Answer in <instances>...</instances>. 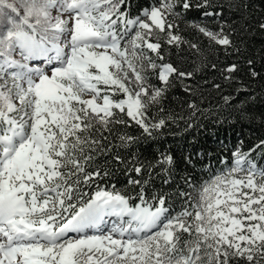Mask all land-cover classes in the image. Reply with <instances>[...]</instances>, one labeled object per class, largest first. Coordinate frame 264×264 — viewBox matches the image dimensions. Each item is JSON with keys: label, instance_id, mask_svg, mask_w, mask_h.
I'll return each instance as SVG.
<instances>
[{"label": "snow or ice", "instance_id": "obj_1", "mask_svg": "<svg viewBox=\"0 0 264 264\" xmlns=\"http://www.w3.org/2000/svg\"><path fill=\"white\" fill-rule=\"evenodd\" d=\"M201 117L264 128V0H0V264H264V137L155 148Z\"/></svg>", "mask_w": 264, "mask_h": 264}, {"label": "trees", "instance_id": "obj_2", "mask_svg": "<svg viewBox=\"0 0 264 264\" xmlns=\"http://www.w3.org/2000/svg\"><path fill=\"white\" fill-rule=\"evenodd\" d=\"M217 103V99L209 97L204 101L203 106L210 107ZM233 123H235V128L231 124L221 126L210 118L201 117L193 121L192 128H187L185 123L180 121L165 130L155 148L168 149L175 156L178 162L175 177L177 186L186 187L180 179L181 176L187 174L184 171L186 167L184 164L185 156H192L194 162L192 175L197 176L202 181L208 178L212 170L221 167L218 163L219 159L228 154L226 149L221 148V145H227V148L230 149L238 140H243L244 147L247 149L257 142L258 138L264 137V128L257 127L254 130L248 127L245 122L236 123L235 118H233ZM119 181L122 183L123 177H119ZM113 182H116L115 179ZM120 183H118V187ZM159 183L157 181V185Z\"/></svg>", "mask_w": 264, "mask_h": 264}]
</instances>
